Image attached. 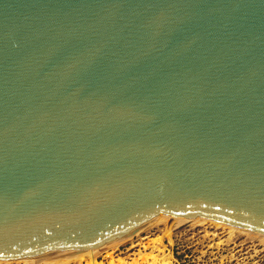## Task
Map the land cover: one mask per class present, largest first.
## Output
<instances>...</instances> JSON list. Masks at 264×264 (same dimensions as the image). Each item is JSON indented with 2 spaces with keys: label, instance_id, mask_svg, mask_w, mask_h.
Returning <instances> with one entry per match:
<instances>
[{
  "label": "water",
  "instance_id": "1",
  "mask_svg": "<svg viewBox=\"0 0 264 264\" xmlns=\"http://www.w3.org/2000/svg\"><path fill=\"white\" fill-rule=\"evenodd\" d=\"M160 214L264 234V0H0V258Z\"/></svg>",
  "mask_w": 264,
  "mask_h": 264
},
{
  "label": "rangeland",
  "instance_id": "2",
  "mask_svg": "<svg viewBox=\"0 0 264 264\" xmlns=\"http://www.w3.org/2000/svg\"><path fill=\"white\" fill-rule=\"evenodd\" d=\"M83 257L61 259L60 264L91 263L88 255ZM95 258L101 264H108L109 259L112 264H264V239L208 221L154 219L136 233L99 251Z\"/></svg>",
  "mask_w": 264,
  "mask_h": 264
},
{
  "label": "bare ground",
  "instance_id": "3",
  "mask_svg": "<svg viewBox=\"0 0 264 264\" xmlns=\"http://www.w3.org/2000/svg\"><path fill=\"white\" fill-rule=\"evenodd\" d=\"M155 219L159 220V219H163L164 220H169L170 222L176 220L177 222H180L181 220H186L185 218H180V217H170L169 215H164V214H160L158 215ZM197 221L198 220H201V219H196ZM154 221V220H152ZM201 221H205V220H201ZM209 222V221H208ZM211 223H215V222H211ZM216 225H222L224 227H227L228 229H230L231 231L233 230H236V231H242V232H245L247 234H250V235H255L261 239H264V234H260V233H256V232H252V231H248V230H243V229H239V228H236V227H231V226H228V225H223V224H219V223H215ZM165 232V231H164ZM171 232V231H170ZM136 233V232H135ZM167 233V232H166ZM131 235V234H130ZM130 235H125L124 237L116 240L115 242L113 243H117L118 241L122 240V239H125L127 237H129ZM232 235V234H231ZM162 238V237H161ZM159 240V239H158ZM170 240V239H169ZM112 244V243H111ZM110 244V245H111ZM160 244V243H158ZM110 245L106 246L105 248H102L96 252H92V253H88V254H84V255H88V257L91 259V263L90 264H101L100 261H98L95 256L96 254L103 250V249H107V247H109ZM116 246V245H115ZM163 246V245H162ZM113 250V249H112ZM105 251V250H104ZM107 252V251H105ZM109 252V251H108ZM107 252V253H108ZM84 255H30V254H25V255H17V256H10V257H3V258H0V262H8V261H20V262H23V263H29V264H38L40 263L41 261H44V262H50V261H53V264L55 262V264H60L62 263V261H60L61 259H69V257H76V259H80L81 257H83ZM108 255V254H107ZM109 256L110 255V252H109ZM87 257V258H88ZM84 258V257H83ZM118 260V259H117ZM112 259L108 261V264H112ZM123 261V260H122ZM166 261V260H164ZM164 261H162L164 263ZM87 262V261H86ZM115 262H116V259H115ZM166 263V262H165ZM164 263V264H165ZM168 263V261H167ZM86 264V263H85ZM116 264V263H115Z\"/></svg>",
  "mask_w": 264,
  "mask_h": 264
}]
</instances>
